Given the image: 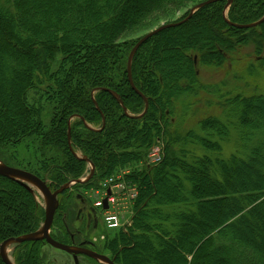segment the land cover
I'll list each match as a JSON object with an SVG mask.
<instances>
[{
	"label": "trees",
	"instance_id": "trees-1",
	"mask_svg": "<svg viewBox=\"0 0 264 264\" xmlns=\"http://www.w3.org/2000/svg\"><path fill=\"white\" fill-rule=\"evenodd\" d=\"M205 1L0 0V82L4 69L14 72L9 79L13 110L7 103L8 113L0 112V150L33 140L42 166L26 170L50 182L53 192L87 172L88 163L74 152L95 166L87 183L60 194L51 231L56 241L72 243L73 229L66 223L78 190H99L128 169L116 182L137 192L133 217L106 242L116 264H139L135 250L158 254L163 264H264V236L257 240L254 232L257 222L264 231V93L224 94L203 83L199 70L232 66L239 62L238 51L251 46L264 79V22L248 29L231 25L262 19L264 0L208 4L148 39L131 65L132 81L148 101L145 114L146 102L129 81V56L141 37L121 42L123 37L187 9L179 23ZM175 40L182 44L173 50ZM32 92L44 104L30 103ZM214 96L224 112L231 110L228 116H236L245 143L230 158L215 139L224 141L229 125L217 116L199 120L203 137L194 130L180 134L194 105L204 97L214 104ZM45 110L51 114L47 123ZM190 141L206 152L192 162L185 158L191 152L177 147ZM160 142L161 161L145 165ZM44 219L31 190L0 175V246L37 231ZM6 223L22 229L5 230ZM43 245H16L15 264H43ZM0 264H5L1 255Z\"/></svg>",
	"mask_w": 264,
	"mask_h": 264
},
{
	"label": "rangeland",
	"instance_id": "rangeland-1",
	"mask_svg": "<svg viewBox=\"0 0 264 264\" xmlns=\"http://www.w3.org/2000/svg\"><path fill=\"white\" fill-rule=\"evenodd\" d=\"M138 1L142 0H135V4ZM229 7V6H228ZM187 9H181L177 12L172 13L169 17L161 19L158 23L148 22L149 24L145 27H142L137 32L127 33L121 42L125 41H132L138 39L153 31L157 27L164 25V24H171L176 23L186 15ZM131 15V8L127 9L124 12L123 19L125 20ZM187 18V17H186ZM185 20V19H184ZM204 44L209 43L208 40L205 39L204 36ZM182 44L181 40H175L174 42V49H177L178 45ZM253 55V48L251 46L244 47L238 51L235 56V60L238 59L239 62H231L232 66L225 67L223 69H212L207 67H201L200 75L201 80L206 85H211L214 87H219V89L225 94L240 92L243 94H252L253 92L264 93V79L254 65V56ZM60 57V56H59ZM2 58V57H1ZM7 62V56L3 55V58ZM61 58L57 59V62L60 61ZM14 73V72H13ZM8 71L7 69L3 70L4 80L1 78L0 82V112L1 113H8V111L13 110V96L12 90L9 85V79L14 76V74ZM249 92V93H247ZM219 96V95H217ZM4 98V99H3ZM40 100L39 96L34 94V92L29 94V101L30 103H37ZM209 103L208 98L204 97L201 103L195 104L193 107L194 113L190 115H186V122L182 124V128L180 130V134L183 136L185 135L186 131L194 130L197 135L203 137L204 133L202 132L201 127L198 125L199 120L206 116L207 114H211L214 116L219 117L221 121L228 123L229 125V133L224 141L220 140L219 138H215L221 142V147L223 149V156L225 158H230L233 154L238 153L242 150V146L245 143L242 141V134L241 131L236 127L237 118L236 116H228V112H224V110L219 106L217 103L220 102L218 97H213L210 99ZM43 104L44 101L40 100ZM9 104L8 111L5 110V105ZM180 108H178V111ZM180 113V111H179ZM184 115V114H183ZM185 117V116H184ZM254 116L252 115V118ZM44 121L47 123L50 121L51 114L49 111L44 112L43 115ZM75 119H73L74 121ZM173 123H177V118L173 119ZM92 127V126H91ZM192 140V139H191ZM190 141L187 146L177 144L178 148H185L191 153L188 154L186 158L187 161L192 162L195 156H203L206 152L199 146L195 144H191ZM163 145L162 142L155 144V146L149 152L147 160L145 161V165L151 166L158 163L159 159L163 156ZM79 156L82 157V153L80 151L77 152ZM40 153L38 151V147L33 140L28 139L25 140L18 145H13L7 149L0 150V164H4L10 167L19 168L26 170L27 168H34L40 169L42 164L40 161ZM181 158H183L181 156ZM42 160V158H41ZM90 164L87 165V172L81 178L82 180H86L88 178V174L90 172ZM27 171V170H26ZM129 171L128 169H123L120 173L116 175V178L120 179L122 176L127 174ZM253 180L254 175L250 176ZM115 179V176L113 177ZM111 178V179H113ZM108 179L102 183V187L99 190H83L87 193L88 197L92 200L93 203L100 202L101 198L105 196V185L112 180ZM49 185L50 182L45 180ZM31 192L34 194V198L39 206H41L42 210H44V214L46 215V208H47V200L42 194V192L31 182H26ZM113 183V182H112ZM115 196L111 199L112 209L110 210L112 214L118 216L120 223L124 228L127 227L131 223V218L133 217V199L136 197V190L132 187H126L124 184H117L114 187ZM60 205V201L58 200V207ZM78 204L76 201H72V205L70 207V214L69 219H67L66 226L68 229H73V232L80 231L81 233L76 234L75 240H78V236L81 240V246H76L77 248L83 249H94L102 252L103 254L107 255L111 259L115 260V256H113L109 251L106 250V242L107 239L112 238L114 234H116L117 229L111 228L109 223L104 220L100 223L97 227H86V222L80 223L76 221V217L78 216ZM58 209V208H57ZM226 210V209H225ZM57 211V210H56ZM108 214V213H107ZM69 225V226H68ZM42 226V225H41ZM41 226L38 228L37 231L33 232L32 234H38L41 231ZM5 230L8 231H18L22 229L16 224H5ZM255 238L260 240V236H264L263 227L257 222L256 226L254 227ZM1 236L3 233L0 234ZM30 235V234H29ZM84 241H90L87 245ZM92 243V244H91ZM17 244H10L7 247V254L11 258L12 262H14L13 252L15 250ZM83 245H86L83 247ZM175 251L178 250V245ZM134 254L139 262V264H163L160 260V256L155 254L151 251H140L135 250ZM40 257L42 259L43 264H106L104 262L93 260L90 261V258H85L82 255H73L67 254L64 251L58 250L50 245H43L40 249ZM154 262V263H153ZM15 263V262H14ZM174 264H179V262H174Z\"/></svg>",
	"mask_w": 264,
	"mask_h": 264
},
{
	"label": "water",
	"instance_id": "water-1",
	"mask_svg": "<svg viewBox=\"0 0 264 264\" xmlns=\"http://www.w3.org/2000/svg\"><path fill=\"white\" fill-rule=\"evenodd\" d=\"M220 0H207L205 2H202L198 5H196L195 7H193L190 10V13L188 15V17L179 22V23H171V24H164L161 25L159 27H157L156 29H154L153 31H150L149 33H147L146 35L142 36L139 41L136 43V45L133 47L130 56H129V60H128V76H129V81L130 84L132 86V88L137 92L138 95H140L144 101L146 102V108L143 114H145V112L148 109V101L147 98L135 87L133 81H132V75H131V65H132V59L135 55V53L138 51V49L151 37H153L154 35H156L157 33L171 28V27H175L178 26L180 24H182L183 22L187 21L189 18H191L194 13L199 10L200 8L217 2ZM232 3V0H228L227 3V7L230 6ZM264 22V17L262 19H260L257 22L251 23V24H246V25H241V24H231L232 26L239 28V29H248V28H252L255 26H258L260 24H262ZM117 98L119 99L121 105L123 106V102L120 99L119 96H117ZM124 110L127 112L126 108L123 106ZM143 114H141L140 116H142ZM139 116V117H140ZM68 140L71 146V135H70V129L68 132ZM72 149V148H71ZM83 160L87 161L88 163H90L91 165V173L89 175V177L86 180H82V179H77V180H73L65 185H63L59 190L52 192L49 185L47 184L46 181L41 180L39 177H37L36 175L22 170V169H18V168H14V167H10L4 164H0V175L5 176V177H9L12 179H15L17 181H19L20 183H22L23 185H25L26 187L29 188V185L26 182H31L34 185L37 186V188L42 192V194L44 195V197L47 200V208H46V215H45V220H44V224L41 228V231L38 234H30V235H24V236H20L17 238H10L6 241H4L1 246H0V255L2 260L4 261L5 264H14L11 259L9 258L8 254H7V247L10 244H21L23 242H29V241H40V240H45L50 246L64 251L68 254H74V255H85L89 258H93L95 260L104 262L106 264H115L114 261L112 259H110L109 257L99 254L95 251L92 250H88V249H82V248H77L74 247L72 245H67V244H63L60 243L58 241H56L55 239H53L51 237V227L53 225V220H54V216L58 207V195L61 194L64 190H66L67 188H70L72 185L78 184V183H84L87 182L94 174L95 172V167L94 165L87 159V158H83ZM111 192L110 190L108 191V195H110ZM108 207V202L107 199L104 200V208L107 209Z\"/></svg>",
	"mask_w": 264,
	"mask_h": 264
},
{
	"label": "flooded vegetation",
	"instance_id": "flooded-vegetation-1",
	"mask_svg": "<svg viewBox=\"0 0 264 264\" xmlns=\"http://www.w3.org/2000/svg\"><path fill=\"white\" fill-rule=\"evenodd\" d=\"M83 190L84 189H79L78 192L75 194V201L78 204V207H77L78 216L76 217V221L80 222V223L86 222L85 226L88 227V229H90V227H93V226L97 227L100 223H102L104 221L105 211L101 205L102 200H101V202L93 203L92 200L88 197L87 193ZM77 232L81 233L78 230H77ZM77 232L75 231L71 234L72 235V238H71L72 243L69 245L81 246L80 237L78 236V240L77 241L75 240L76 234L79 235ZM84 242L87 245L90 241L89 242L84 241ZM86 245H83V247H85ZM87 249L95 251L99 254H103L102 252H99V251L94 250V249H89V248H87ZM80 255H82V254H80ZM82 256L87 258L85 255H82ZM90 259H93V258H90ZM93 260H95V259H93Z\"/></svg>",
	"mask_w": 264,
	"mask_h": 264
},
{
	"label": "built area",
	"instance_id": "built-area-1",
	"mask_svg": "<svg viewBox=\"0 0 264 264\" xmlns=\"http://www.w3.org/2000/svg\"><path fill=\"white\" fill-rule=\"evenodd\" d=\"M107 222L109 223L111 228H115L119 226L118 217L114 214H111L107 217Z\"/></svg>",
	"mask_w": 264,
	"mask_h": 264
},
{
	"label": "bare ground",
	"instance_id": "bare-ground-1",
	"mask_svg": "<svg viewBox=\"0 0 264 264\" xmlns=\"http://www.w3.org/2000/svg\"><path fill=\"white\" fill-rule=\"evenodd\" d=\"M14 233V232H13ZM7 251V250H6Z\"/></svg>",
	"mask_w": 264,
	"mask_h": 264
}]
</instances>
